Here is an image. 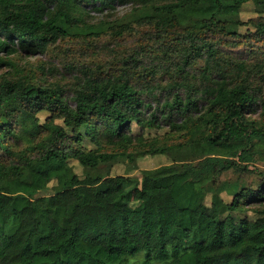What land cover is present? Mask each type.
Listing matches in <instances>:
<instances>
[{
    "label": "trees",
    "instance_id": "trees-1",
    "mask_svg": "<svg viewBox=\"0 0 264 264\" xmlns=\"http://www.w3.org/2000/svg\"><path fill=\"white\" fill-rule=\"evenodd\" d=\"M263 165L264 0H0V264H264Z\"/></svg>",
    "mask_w": 264,
    "mask_h": 264
},
{
    "label": "rangeland",
    "instance_id": "rangeland-1",
    "mask_svg": "<svg viewBox=\"0 0 264 264\" xmlns=\"http://www.w3.org/2000/svg\"><path fill=\"white\" fill-rule=\"evenodd\" d=\"M86 7L91 11L89 14V19H91L92 22H97L100 19H111V18L121 16L127 10V6H122V5H118V4H115V9H108L107 8L104 10V12L93 10L92 5H87ZM246 7L247 8H246L245 15L247 17L257 15L256 13H254L252 7H249L247 5H246ZM51 56L54 57L53 54L47 55V54L40 53L39 55H37L35 57H31V60H37V59L50 60ZM23 62H24V59H23ZM17 72H20L18 70V68H17ZM67 80H69V78ZM259 111H260V109L258 108L256 113H254V116H257ZM226 146L228 148H231V149H236L237 147L243 146V143H241V142L230 143V144H226ZM193 149H194V157L196 158V160L201 159L205 156L214 155L213 151L207 150L206 148H204L200 145H194ZM169 162H170V157H168V156H162V155L149 156V157H146V158L141 160L139 168H137L135 166L127 167V173L140 174L142 169H154L156 167L167 164ZM263 167H264V165H263ZM253 168H254L253 165H250V170H253ZM117 170L122 173L125 171V167L121 165ZM249 175H250V173L246 174L244 176H246V178H249L250 177ZM237 179H240V173L238 171H236V172L229 171L226 174H224L222 177V180H224V183L221 185V187H219V191L224 196V199H226L229 202L233 198L232 194L229 193L230 192L229 191L230 186ZM254 180H256V176L250 177V179L248 180V183H250L251 181H254ZM236 182H238V181H236ZM204 190L210 191L211 187L206 186V187H204ZM208 202H209V199H208ZM229 258H230V255L224 256V259H229Z\"/></svg>",
    "mask_w": 264,
    "mask_h": 264
}]
</instances>
